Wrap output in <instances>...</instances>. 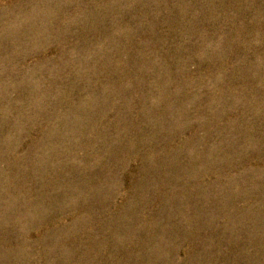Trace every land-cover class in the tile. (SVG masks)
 <instances>
[{
    "label": "rangeland",
    "instance_id": "374dc122",
    "mask_svg": "<svg viewBox=\"0 0 264 264\" xmlns=\"http://www.w3.org/2000/svg\"><path fill=\"white\" fill-rule=\"evenodd\" d=\"M0 264H264V0H0Z\"/></svg>",
    "mask_w": 264,
    "mask_h": 264
}]
</instances>
